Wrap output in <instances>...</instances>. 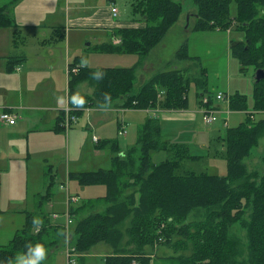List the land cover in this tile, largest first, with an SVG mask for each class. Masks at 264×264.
<instances>
[{
    "label": "trees",
    "instance_id": "obj_1",
    "mask_svg": "<svg viewBox=\"0 0 264 264\" xmlns=\"http://www.w3.org/2000/svg\"><path fill=\"white\" fill-rule=\"evenodd\" d=\"M14 1L0 4V27L14 28L12 41L16 45L19 30H15L17 24L9 12V4ZM232 1L236 6L234 13L230 12ZM192 2L196 7L193 31L231 27L242 31V40L232 46L241 70L248 66L264 69V0ZM130 6L143 25L116 29L120 42H103L96 45V50L144 57L182 12L181 3L175 0H130ZM175 57L197 59L188 54L186 43L177 49ZM79 62L74 59L69 63L70 68L77 70H70L68 76V99L72 102L73 97L82 98L80 108L103 106L123 96L122 106L126 108L159 106L179 110L187 105L191 82L201 87L197 93L199 102L205 94V80L189 78L181 68L154 73L134 91L139 62L127 67L101 68ZM98 71L103 73L102 79L94 78ZM84 81L93 86L92 94L78 90ZM229 106L245 109V95H230ZM160 129L158 118L148 117L139 126L137 142L127 149L120 150L115 139L97 144L103 146L108 142L113 151L110 168L69 173V178L81 185L106 186L104 195L82 201L71 209L72 244L80 252L78 264L82 254L99 242L107 246L104 264H151L159 247L171 249L162 254L163 264H264V157L262 172L248 171L244 163L258 139L264 136V77L253 83L251 111L245 113L239 124L225 130L224 175L186 170L184 162L195 155L181 143L163 140ZM152 149H164L169 156L154 163ZM51 186L49 176L47 194L51 193ZM99 204L103 207L97 208ZM38 210L42 225L37 228L33 223L36 216L26 211L24 226L6 245L0 246V264H12L16 253L28 243L40 242L51 247L58 242L62 226L52 223L43 204ZM80 211L87 213L77 216ZM238 223L244 237L233 229Z\"/></svg>",
    "mask_w": 264,
    "mask_h": 264
},
{
    "label": "rangeland",
    "instance_id": "obj_2",
    "mask_svg": "<svg viewBox=\"0 0 264 264\" xmlns=\"http://www.w3.org/2000/svg\"><path fill=\"white\" fill-rule=\"evenodd\" d=\"M109 1H113L118 9V15L116 18L109 15V18H112L113 21H115V19L116 21H120L134 18V15L131 12L130 0H68V3L77 5V7L72 9L73 14L79 13L83 16L88 15L91 12L95 13L96 11V13L98 12L99 15H102L101 18L105 21L107 18L105 12L109 11ZM175 1L181 3L182 13L180 14L178 21L167 30L161 41L153 47L151 54L144 59L143 64L146 65L147 68H143L142 65L136 67L134 91H136L142 82L148 79L152 74L167 71L171 68H175V66H177L176 68L181 69L184 67L188 68L186 71L187 75L196 78L200 76V69L206 70L210 88L205 89V92L216 93L217 91H220L225 95L223 98L214 101V103L221 109V111L216 112L219 121L206 123L202 119V113L198 111L199 101L197 93L200 92V89L195 87L194 82L189 84L187 91L188 99L185 108L179 110L159 108L155 110V113L159 117L160 128L163 130L160 132L161 138L163 137L162 139L166 142L173 143L177 142V140L183 142L189 153L195 155L193 159H188L184 162L186 170H193L196 172L206 171L212 174L224 175L227 172V166L224 156L225 143L223 141V134L227 127L239 124V122L243 120L245 113L251 110L254 80L253 67L248 66L244 72H241L239 70V62L233 55L231 56L232 59L227 64L225 52L228 53V49L227 46L224 47L222 44L220 35L224 36L226 42L229 38H236L235 36L237 34L232 27L228 35L225 34V31L219 29H214L219 30L218 35L210 32L193 31L191 28L185 32L183 30L184 24L186 26L188 22L192 23V19L191 21H188L186 17L189 13H191L189 14V17H191L192 12L196 11V7L192 0ZM235 10V2L232 1L230 4V12L234 13ZM65 28L63 27L61 29L64 30ZM69 29V41H77L74 47V53L70 52L71 59L77 55L81 61L86 62L91 67L95 66L94 68L101 66H132L140 59L139 54L136 53L100 52L89 50L87 48L89 44H94L95 42L93 38L102 34V30L98 27L95 29L88 26L84 28L69 27ZM31 32L32 31L28 30V53L33 54L32 58H34L37 56L39 49L35 44H31L32 38L34 39L35 37H33ZM103 33V35L110 37L109 32L104 31ZM50 34L51 33H49L47 38L50 37ZM186 36L189 42V49L187 48L188 52L198 57L197 59H193L191 63L176 59L175 57L177 49L180 47ZM53 43L54 42H50L49 45L51 46ZM62 43H64L62 40H58L57 43H55L57 44L56 49L59 61H61V54L63 51L69 49ZM4 46L9 47L11 50V39L8 29L5 30V28L0 29V48L3 49ZM72 49L73 48H70V50ZM57 64L61 65L60 62ZM18 73L19 71L13 69V71L10 72V75L16 76ZM57 73L60 74L58 71ZM44 76L45 73H41L39 76L34 77L33 82L42 79ZM2 82L4 84L17 85L16 79L8 78L7 75H4V80ZM81 91H83V89H81ZM236 91L244 94L246 97L247 107L243 110L230 109L228 98L230 95L236 93ZM123 100V96L115 98L105 105V107L107 106L111 108L108 110H93L85 108L81 114H79V121H77L73 127L61 131V133L66 134L67 131L76 129L80 125L84 128L79 129L75 135L70 138L68 149L70 157L80 158L85 144V151L95 160L92 162L94 165L101 168H109L111 165V156L114 153L110 150L108 142L103 146L95 144L92 141V136L98 134L99 131L95 130L93 126L90 128L86 127L84 117L87 113L91 112L96 115L94 116L95 118L97 117V113H102L104 116H102L103 118L101 119L103 120V123L100 124L99 127L96 124L94 125L101 130L100 132H102V140L100 139V143L108 139H115L119 148L122 150L130 146L128 145L129 141L127 142V137L128 140H130L132 135L136 132L138 124H140L148 114L151 115L153 111H145L146 109L139 108H123V106L120 108ZM123 109H125V111ZM222 113H226L225 119L222 118ZM21 115L23 116V113H21ZM123 121L128 134H122L118 127L119 123ZM86 132H88L89 135L88 140L86 139ZM3 136L5 137V135ZM28 136L32 142L36 137L41 140L39 145H34V148H32L33 154L32 159L29 162L30 164L42 160L45 155L51 156L54 151H57V153L62 156L60 159L66 158V156L64 157L66 139L63 135L52 132H30ZM164 137H168L169 139H164ZM135 138H137V135H135L132 142L135 141ZM93 152L96 153L95 157L92 155ZM168 156L169 152L164 149H156L151 152V159L154 163H158L168 158ZM263 157L264 136H261L255 146H253L251 155L244 159L247 170L261 171L263 167ZM43 162L44 166L39 167V170H42L47 163H50L51 159H44ZM83 163H85V161L80 160V164ZM53 169L55 171V168ZM34 170L36 169H31V167L28 168V186H30L31 190H34L35 186H40L41 183H43L42 175L35 177L31 174ZM60 177L59 174L55 177L52 188L54 190L58 189L61 193L65 192L66 182L67 185H69L70 191L78 194L79 199H87L89 197H95L106 193V186L102 183L81 185L75 179H69V181L64 179L60 181ZM11 178L12 177L9 175L2 177L4 188L11 182ZM28 201H30L29 198ZM101 207H103L102 204L97 206V208ZM45 211H48L47 207H45ZM86 213L87 211L83 214L85 215ZM81 214L82 213H78L77 216H80ZM63 217L60 216L58 220H63ZM234 227L235 228L233 229L236 233H239V236L244 237L243 231L239 229V223ZM66 229L62 230L61 234L58 235V242L52 244L51 247H47L48 253L43 264H65L63 243L64 249H66L70 244L69 235H72L73 233V225L69 224ZM101 244L102 242L94 244V246L87 250V253L90 251L93 253L94 257L86 259L84 264H104L105 254L103 252V246H99ZM170 252L171 249L168 247H159L155 252L157 256H153L154 258H152L151 264H163L162 254Z\"/></svg>",
    "mask_w": 264,
    "mask_h": 264
},
{
    "label": "crops",
    "instance_id": "obj_3",
    "mask_svg": "<svg viewBox=\"0 0 264 264\" xmlns=\"http://www.w3.org/2000/svg\"><path fill=\"white\" fill-rule=\"evenodd\" d=\"M9 1L10 0H0V4H5L8 3ZM9 5H10L9 12L17 24L15 30H19V31L17 35V43L16 45H14L12 41L13 39L12 33L14 28L12 27L0 28V29L5 28V30L8 29V33L11 39V50L9 47L6 46H4L3 49L0 48V99H1L0 111L1 109H5L6 111H9L10 113L14 114L16 116V122L10 125L5 121L0 120V246L6 245L12 239L14 233L17 230H20L24 226L26 211L33 213L36 216V218L41 217L42 215L40 214L38 209L42 204L44 207V211H45V207H47L48 211L45 212L49 216L52 223L54 225L65 227V219L68 209V204H67L68 191H66L65 189V192L61 193L58 191V189L54 190L52 188L55 177L59 174L61 176L59 178L60 181L64 179H67L69 181V179H71L69 178L70 172L96 170L98 168H101V167H97L92 163L95 160L85 151V147H86L85 144L83 146V153L80 158H73L69 156L68 149H69L70 138L74 136L79 129H84L81 125L76 129L67 131L66 134L61 133L62 130H60L57 127V118L62 108L69 101L68 99V78H69L68 76L70 73L68 69L69 63L72 60L77 59V61H80L79 62L80 64L89 66L86 62L81 61L79 56L77 55L71 59L70 52L74 53V47L77 41L76 40L74 42L69 41V36H68V33L70 31L69 27L84 28L88 26V27H93L94 29L97 27L100 28L102 30V34L97 37H94L93 38V40L95 41L94 44H89V46L87 47L91 51H98L95 49L96 45H99L103 42L109 41L112 45H115L113 41L114 39L118 38V35L115 33L116 29L124 28V27H137L140 26V24L143 25L142 21L137 20L135 17L129 20L116 21L115 19V21H113L112 18H109V15H111L110 11L105 12L106 13L105 15H107L105 21L102 20L101 18L102 15H99V13L98 12L96 13V11L95 13L91 12L88 15H83V16L79 13L73 14L72 9L77 7V5L69 4L68 0H15ZM195 18H196V11L192 12V16L188 18V21L189 20L191 21L192 19V23L188 22L186 26L184 24L183 30L185 32L189 28H191V26L195 21ZM63 27L66 28L62 30L61 28ZM28 30L32 31L31 33L33 37L35 36L34 39L32 38L31 44H35L36 47L39 49V51L37 52V56L34 58H32L33 54L28 53V38H27ZM104 31L109 32L110 37L103 35ZM199 32H210L215 35L219 34L218 33L219 30H199ZM225 32L226 35L229 34L228 31ZM235 32L237 34L235 36L236 38H229L227 42L225 41L224 36L220 35L222 44L224 45V47L227 46L228 49V53L225 52L227 58V64L232 59L231 56L233 55L231 40L237 41V40H242L243 38L242 31H235ZM49 33H51L50 37L47 38ZM58 40L64 41V43L62 44L65 45L66 48L67 47L69 48L66 51H63V53L61 54V61L58 60V53L56 49L57 44H55L57 43ZM50 42H54V43L50 46L49 45ZM184 43H186V47L189 49V42L187 40V36L182 42V44ZM70 48L73 49L70 50ZM151 51L144 57H141L139 55L140 59L137 61L139 62L138 66L142 65L143 68H147L146 65L143 64V62L144 59L147 58L149 54H151ZM103 52H108V51H103ZM188 54L190 56L198 58L196 55H192L189 52ZM183 61L188 63L192 62L191 59H187ZM59 62L61 63V65L57 64ZM94 67L95 66H93V68ZM101 67H127V66H101ZM101 67H96V68H101ZM13 69L19 71L18 75L16 76L10 75V72L13 71ZM182 69H184L186 72L188 68L184 67ZM246 69L241 70V64L239 62V70L241 72H244ZM57 71L60 72V74L57 73ZM41 73H45V76L42 79L33 82L34 77L39 76ZM4 75H7L8 78L16 79L17 85L14 86L11 84H4L2 82L4 80ZM199 77L205 80V84H206L205 89L210 88L206 70L200 69ZM189 78H194V77L189 76ZM195 87L201 89V87L198 85H195ZM77 88L82 93L92 94L93 92V86H91L87 81L80 83ZM81 89H83V91H81ZM236 93H238V91H236ZM211 99L213 100L214 103L215 101L214 93H211ZM106 107L105 105H103L96 107L88 106L85 108L88 109L90 108L93 110L111 109L109 107L107 108ZM121 107L122 105H120V108ZM85 108H83V110ZM160 109H164V108L160 107ZM123 110L125 111V109ZM155 110L156 109L153 108H146L145 111H153V113L151 115L148 114L144 118V120L151 116H155L159 120V117L156 115ZM82 111H80V114ZM21 113H23V116L21 115ZM225 115L226 113L221 114L222 117ZM94 116L96 115H94L93 112L87 113L84 117V121L87 128L93 126L95 130L99 131L98 134H94V135L98 136L99 140L100 139L102 140L101 137L102 132H100L101 130L95 127L94 125L96 124L99 127L100 124L103 123V120L101 119L104 116L102 115V113H97L96 118ZM142 122L138 124L136 128V132L132 135L131 139L128 140L127 137V142L129 141L128 145L132 146L137 142V138H135L134 142L132 141L135 135H137L138 137L139 126L142 124ZM162 131L163 130L160 129V132ZM30 132H45V133L52 132L55 134L63 135L66 139L65 142L66 149L64 154V157L66 156V158L60 159L62 156H60L57 153V151H54V153H52L51 156L45 155V157L42 158V160L30 164L29 162L32 159V154H33L32 148H34V145H39L41 143V140L37 137L34 138L32 142L28 136ZM124 134H128V131L126 130V133ZM3 135H5V137ZM88 138L89 135L88 132H86V139L88 140ZM164 139H169V138L164 137ZM177 142L184 145L183 142H179L178 140ZM92 155L93 157H95L96 153L93 152ZM44 159H51V162L47 163V165L43 167L42 170H39V167L44 166V162H43ZM80 160L85 161V163L80 164ZM30 167L31 169L32 168L36 169L31 173L32 175H34L35 177H38V175L43 176L42 179L43 183H41L40 186H35L34 190H31L30 186H28V168ZM110 167L111 165L109 166V168ZM53 168H55V171ZM103 169H108V168H103ZM6 175L11 176L12 178H11V182L4 188L2 177ZM49 176L52 177V186L50 187L51 193L47 194L46 188L48 186ZM65 185L69 190V192H72L70 191L67 182ZM40 195H44V197L41 198ZM98 196H102V195H98ZM98 196L89 197L87 199L85 198L80 200L81 202L83 200L87 201L94 199ZM28 198L30 199V201H28ZM84 212L85 211H80L79 213H82L81 215H84L83 214ZM60 216L63 217V220H58ZM69 237L72 240L74 237L73 233L72 235H69ZM99 246H103V252L106 255L107 254L106 246L103 243ZM63 252H64V243H63ZM81 257L82 260L80 261V263L84 264L86 259L94 256L93 253L89 251L88 253L86 252L85 254H82ZM65 264H67L66 256H65Z\"/></svg>",
    "mask_w": 264,
    "mask_h": 264
},
{
    "label": "built area",
    "instance_id": "obj_4",
    "mask_svg": "<svg viewBox=\"0 0 264 264\" xmlns=\"http://www.w3.org/2000/svg\"><path fill=\"white\" fill-rule=\"evenodd\" d=\"M110 13L112 16L117 15V7L115 4L110 3ZM72 71L77 70L75 67L70 68ZM217 98H221L222 95L221 93H218L216 95ZM208 98L203 97V103L207 104ZM77 109L78 106L77 104L73 101L72 103H68L66 106L63 107L61 111V118L59 121V125L62 129L68 130L72 125H74L79 118V115L77 114ZM202 118L205 122H212L216 120V115L214 113V110L211 107L205 106L202 108ZM0 120L5 121L8 124H14L16 122V116L14 114H11L10 112L2 109L0 111ZM121 130L125 132V127L123 124H121ZM93 140L95 143L98 141L97 136H93ZM69 201L74 203L77 201V198L72 195L69 197ZM71 220L68 218V223H70ZM66 255L68 258V263L69 264H74L75 263V257H76V251L73 246H67L66 247Z\"/></svg>",
    "mask_w": 264,
    "mask_h": 264
},
{
    "label": "clouds",
    "instance_id": "obj_5",
    "mask_svg": "<svg viewBox=\"0 0 264 264\" xmlns=\"http://www.w3.org/2000/svg\"><path fill=\"white\" fill-rule=\"evenodd\" d=\"M93 75L95 79H102L103 77V73L99 71ZM73 101L78 105L84 103V100L79 97H73ZM33 223L39 228L43 222L39 218H34ZM47 253L48 249L43 243H28L24 250L16 253L12 264H43L46 260Z\"/></svg>",
    "mask_w": 264,
    "mask_h": 264
},
{
    "label": "water",
    "instance_id": "obj_6",
    "mask_svg": "<svg viewBox=\"0 0 264 264\" xmlns=\"http://www.w3.org/2000/svg\"><path fill=\"white\" fill-rule=\"evenodd\" d=\"M234 43H237V41H235ZM263 77H264V69L263 68L256 69L255 73H254V80L257 82L260 79H262Z\"/></svg>",
    "mask_w": 264,
    "mask_h": 264
},
{
    "label": "bare ground",
    "instance_id": "obj_7",
    "mask_svg": "<svg viewBox=\"0 0 264 264\" xmlns=\"http://www.w3.org/2000/svg\"><path fill=\"white\" fill-rule=\"evenodd\" d=\"M231 24V23H230ZM24 60V59H23ZM16 67V66H15ZM73 102V101H72ZM258 119V118H257ZM65 131V130H64ZM168 141V140H167ZM153 150V149H152ZM84 201V200H83Z\"/></svg>",
    "mask_w": 264,
    "mask_h": 264
}]
</instances>
